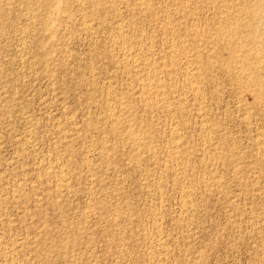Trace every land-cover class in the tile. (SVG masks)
Wrapping results in <instances>:
<instances>
[{
  "label": "rangeland",
  "instance_id": "rangeland-1",
  "mask_svg": "<svg viewBox=\"0 0 264 264\" xmlns=\"http://www.w3.org/2000/svg\"><path fill=\"white\" fill-rule=\"evenodd\" d=\"M260 2L0 0V264H264Z\"/></svg>",
  "mask_w": 264,
  "mask_h": 264
},
{
  "label": "bare ground",
  "instance_id": "bare-ground-1",
  "mask_svg": "<svg viewBox=\"0 0 264 264\" xmlns=\"http://www.w3.org/2000/svg\"><path fill=\"white\" fill-rule=\"evenodd\" d=\"M259 1H260V0H258V2H259ZM261 1H262V0H261ZM256 2H257V1H256ZM256 2L254 3V7H253V8H255V4H256ZM251 3H252V2H251ZM247 4H248V3H247ZM258 4H259V3H258ZM258 4H256V6H258ZM260 4L262 5L263 3L260 2ZM247 6H248V5H247ZM262 6L264 7V5H262ZM259 7H261V6H259ZM245 8H246V7H245ZM247 9H248V16L250 17V19H252V17L255 16V13H254L255 10L252 9V5H250V7H248ZM260 9H261V8H260ZM262 9H263V8H262ZM246 11H247V10H246ZM246 11H245V12H246ZM248 16H247V17H248ZM248 19H249V18H248ZM238 21H239V20H238ZM248 21H249V20H248ZM245 22H246V20H245ZM245 22H244V23H245ZM246 24H247V22H246ZM219 33H220V32H219ZM248 33H249V31H248ZM243 34H244V36H245L246 33L244 32ZM233 36H234V35H233ZM246 36H247V34H246ZM246 36H245V37H246ZM240 37H242V36H240ZM228 38H230V37H228ZM246 38H247V37H246ZM242 39H245V38L243 37ZM236 40H237V39H236ZM235 43H236V42H235ZM230 48H231V47H230ZM232 51H233V50L231 49V52H232ZM251 51H252V50H251ZM251 51H250V52H251ZM254 51H255V50H254ZM233 52H236V51H233ZM256 53H258V52H255V54H256ZM230 54H231V53H230ZM230 54H229V55H230ZM249 54H251V53H249ZM249 54L243 55L242 57H240V59H238L237 62H239V63L242 64V69L245 70L246 73H248L249 78H250L251 80H254V82H255V81L257 80V78H258V75L256 74V72H253V71H252V68L248 67V64H250L249 61L252 60V59L249 60V57L251 56V55H249ZM248 55H249V57H248ZM236 56H239V55H235V57H236ZM252 56L255 57L254 54H252ZM256 56H257V55H256ZM259 56H261V55L259 54ZM228 58H229V57H228ZM230 58L234 59V53H233V57L230 55ZM260 58H261V57H260ZM236 59H237V58H236ZM229 60H230V59H229ZM234 61H236V60H234ZM234 61H233V62H234ZM261 61H262V60H261ZM234 63H235V62H234ZM238 65H239V64H238ZM132 66H133V65H132ZM240 67H241V66H240ZM253 69H254V68H253ZM259 69H260V68H259ZM254 70H255V69H254ZM260 70H261V69H260ZM258 71H259V70H258ZM257 73H258V72H257ZM259 76H260V73H259ZM147 77H148V76H147ZM152 77H153V76H152ZM260 78H262V76L259 77L258 81L261 80ZM151 79H152V78H150L149 80H151ZM144 80H145V79H144ZM146 81H147V78H146ZM146 81H145V82H146ZM155 82H156V81H155ZM155 82H154V83H155ZM261 82H262V81H261ZM159 83H160V82H159ZM262 83H263V82H262ZM262 83H261V84H262ZM150 84H151V83H150ZM263 84H264V83H263ZM144 85H145V84H144ZM157 85H159V84H157ZM253 85H254V84H253ZM255 85H256V84H255ZM256 86H257V85H256ZM256 86H255V87H256ZM145 87L147 88V85H146ZM150 87H151V86H150ZM260 87H261V86L259 85V88H260ZM259 88H258V91H255V92H254V95H255V96L253 95V96L256 97V98H259V97L261 96V94H262L261 92H259ZM261 88H262V87H261ZM261 88H260V89H261ZM256 89H257V87H256ZM151 90H152V89H151ZM155 90H156V89H155ZM263 90H264V89H263ZM156 91H157V90H156ZM144 92H145V91H144ZM152 92H153V91H152ZM152 92H151V93H152ZM157 92H158V91H157ZM263 93H264V92H263ZM157 102H158V101H157ZM59 182H61V181H59ZM63 184H64V183H63ZM60 185H61V184H60Z\"/></svg>",
  "mask_w": 264,
  "mask_h": 264
}]
</instances>
